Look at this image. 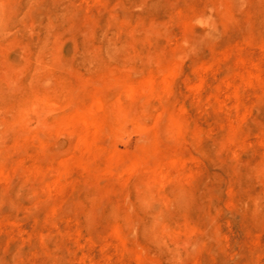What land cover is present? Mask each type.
<instances>
[{
    "label": "rangeland",
    "instance_id": "1",
    "mask_svg": "<svg viewBox=\"0 0 264 264\" xmlns=\"http://www.w3.org/2000/svg\"><path fill=\"white\" fill-rule=\"evenodd\" d=\"M0 264H264V0H0Z\"/></svg>",
    "mask_w": 264,
    "mask_h": 264
}]
</instances>
